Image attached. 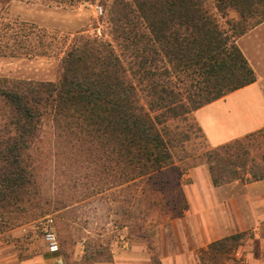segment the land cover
<instances>
[{"label": "trees", "instance_id": "obj_1", "mask_svg": "<svg viewBox=\"0 0 264 264\" xmlns=\"http://www.w3.org/2000/svg\"><path fill=\"white\" fill-rule=\"evenodd\" d=\"M94 1L52 0L57 7ZM263 22L264 0H110L104 15L110 40L76 35L67 44V37L31 23L0 18V57L61 63L56 82L0 77V234L44 213L34 152L47 123L98 149L104 170L123 183L147 178L142 195L148 201L151 193L164 198L167 182L160 175L190 156L179 155L190 136L169 123L191 120L206 140L193 113L256 81L237 40ZM263 134L204 147L214 187L264 180V157H253L249 143ZM178 192L180 209L163 199L170 218L187 209ZM245 236L211 242L199 263L244 264L235 252ZM111 261L109 253L104 262Z\"/></svg>", "mask_w": 264, "mask_h": 264}, {"label": "rangeland", "instance_id": "obj_2", "mask_svg": "<svg viewBox=\"0 0 264 264\" xmlns=\"http://www.w3.org/2000/svg\"><path fill=\"white\" fill-rule=\"evenodd\" d=\"M109 1L95 0L73 7H57L52 0H0V18L31 23L58 38L67 37V44L76 35L97 36L109 41L104 23ZM257 31L256 40L262 44L255 46L256 53L261 47L264 56V25ZM60 74L58 58L0 57V77L3 78L56 82ZM192 124L193 121L182 119L169 123L173 131L190 136L183 144L184 152H179L181 156H190L175 161L160 175L159 178L167 182L164 198L151 193L152 200L148 201L142 195L147 178L123 183L117 175L104 170L103 155L98 149L88 150V144L76 141L68 133L47 123L34 152L37 203L44 213L22 220L0 234V264H58L57 258H61L62 264L106 263L104 259L111 254L113 245L122 246L121 237L127 240L129 250L132 242L144 244L152 264L155 259L161 260L162 253L173 252L183 241V244L195 248L192 256L185 259V264H200L199 252L205 250L209 242L202 241L205 246L200 247L190 227L172 222L175 218L165 215L163 210V199H173L177 202L176 208L182 207L178 191L182 192V186H194L190 173L195 169L197 185H209L202 153L204 147L210 145L195 126L191 127ZM249 143L253 157H264V134ZM192 164L195 166L191 167ZM246 185L236 181L211 195L218 202L215 215L221 217L218 221H222L211 228L216 236L246 232L235 256L244 264H264V224L261 220L264 219V205L260 201L264 188L258 184L246 190ZM191 191L195 199L196 191ZM246 195L251 202L236 198L233 202H225L238 196L243 199ZM154 199L159 201L151 204ZM173 205L171 203L169 208ZM47 217L54 222L58 256L48 254L43 241L39 223Z\"/></svg>", "mask_w": 264, "mask_h": 264}, {"label": "crops", "instance_id": "obj_3", "mask_svg": "<svg viewBox=\"0 0 264 264\" xmlns=\"http://www.w3.org/2000/svg\"><path fill=\"white\" fill-rule=\"evenodd\" d=\"M263 25L264 22L251 29L250 32L237 40L238 47H240L245 58L255 71L256 81L253 84L226 95L222 99L216 100L197 109L193 113L195 121L202 130L210 147L220 146L264 129V56H262L263 53L260 50L261 47L258 48L259 52L257 53L255 48V46H261L262 44L257 42L256 36L258 35L257 30L262 28ZM195 170L190 173V176L194 181V186H182V193L187 200L188 208L183 212L182 216L175 218L172 222L184 223L189 226L194 240L200 247H203L205 245L202 244V241L209 242L207 244L208 246L211 242L234 233L225 236H216L211 228V226L222 223V221H218L221 217L218 218L219 216L215 215L218 202L215 201L211 195L228 184L214 187L208 174L207 180L209 185L199 186L195 179V172H197V170ZM258 184H261L264 188V180H262L247 184L246 190L253 188L251 186H257ZM191 190L196 191L195 199L192 197ZM235 198L241 201L247 200L251 202L252 200L246 195L243 199L238 196L226 199L225 202H233V199L235 200ZM260 201L263 206L264 189L262 190ZM222 204L224 205V202ZM261 220L262 224H264V219ZM194 250L195 248L189 247L186 243L183 244V241H180V243L173 249V252L167 254L162 253L160 263L185 264V259L192 256ZM111 255V262L100 264H152L146 246L136 242L131 243L130 250L129 247L124 249L123 246L117 247L116 245H113Z\"/></svg>", "mask_w": 264, "mask_h": 264}, {"label": "built area", "instance_id": "obj_4", "mask_svg": "<svg viewBox=\"0 0 264 264\" xmlns=\"http://www.w3.org/2000/svg\"><path fill=\"white\" fill-rule=\"evenodd\" d=\"M98 14L101 15V10L98 9ZM40 226L42 228V237L46 246L47 253L53 256H58L59 254V244L56 232L54 230V222L51 217H47L40 221ZM121 243L124 249L128 248V242L126 239L121 237ZM57 263L62 264L61 258H57Z\"/></svg>", "mask_w": 264, "mask_h": 264}]
</instances>
